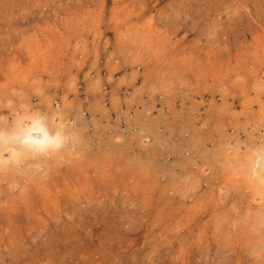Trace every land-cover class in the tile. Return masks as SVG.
<instances>
[{
    "label": "rangeland",
    "instance_id": "rangeland-1",
    "mask_svg": "<svg viewBox=\"0 0 264 264\" xmlns=\"http://www.w3.org/2000/svg\"><path fill=\"white\" fill-rule=\"evenodd\" d=\"M258 148L264 0H0V264H264Z\"/></svg>",
    "mask_w": 264,
    "mask_h": 264
},
{
    "label": "clouds",
    "instance_id": "clouds-1",
    "mask_svg": "<svg viewBox=\"0 0 264 264\" xmlns=\"http://www.w3.org/2000/svg\"><path fill=\"white\" fill-rule=\"evenodd\" d=\"M29 150L41 155H50L65 150L69 137L63 134L61 128L55 134L46 130L39 121L33 120V123L23 132L21 141ZM74 149H70L73 151ZM255 161L253 162V172L260 168L264 172V148H258L253 151Z\"/></svg>",
    "mask_w": 264,
    "mask_h": 264
}]
</instances>
